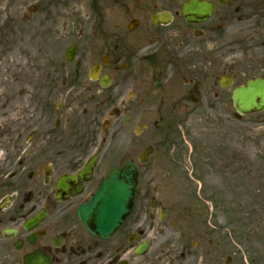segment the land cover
<instances>
[{"label":"flooded vegetation","instance_id":"af4514ba","mask_svg":"<svg viewBox=\"0 0 264 264\" xmlns=\"http://www.w3.org/2000/svg\"><path fill=\"white\" fill-rule=\"evenodd\" d=\"M25 44L27 93L5 55ZM254 80L264 0H0V96L18 98L0 105V264H220L215 195L180 170L205 145L193 130L230 117ZM122 169L130 213L104 234L99 191Z\"/></svg>","mask_w":264,"mask_h":264},{"label":"rangeland","instance_id":"374dc122","mask_svg":"<svg viewBox=\"0 0 264 264\" xmlns=\"http://www.w3.org/2000/svg\"><path fill=\"white\" fill-rule=\"evenodd\" d=\"M18 47L20 49H7L6 67L10 68V74L15 72L16 67H20L23 61L24 93H27L30 89L27 80L34 73V64L32 65L31 61L32 47L27 44ZM19 54L23 55L22 60L19 59ZM11 85L9 88L15 91L16 84ZM5 99H8L9 106L13 105V99L14 103L18 104L17 97L0 96V105L5 103ZM214 119L228 121L231 135L225 132L224 126L216 124ZM207 123L200 127L197 125L198 128L193 130L197 132L194 136H199L200 143L205 142V145L185 156L182 165L185 170H180L182 183H203L206 188L202 197L215 195L214 200L218 204L214 210L215 226L219 230L218 263L224 264L223 260L230 257L229 264H264V204L257 203L259 196V199L264 201V132L259 126L260 118L244 117L237 121L232 112L226 119L221 114L210 118ZM215 124L217 126H212ZM228 135L232 141V179L227 176L228 154L226 147L222 145ZM205 153L206 157L216 156V162L214 159L206 160V164L202 166L207 159L203 158L202 154ZM245 158L248 160L247 168L242 167ZM257 164H263V168L257 169ZM230 184L234 185L232 194L227 188Z\"/></svg>","mask_w":264,"mask_h":264},{"label":"water","instance_id":"95a60500","mask_svg":"<svg viewBox=\"0 0 264 264\" xmlns=\"http://www.w3.org/2000/svg\"><path fill=\"white\" fill-rule=\"evenodd\" d=\"M233 104L239 116L264 110V81L250 82L245 88L235 90ZM135 183L134 176L113 174L101 187L100 193H104V201H108V204L99 210V225L105 227L99 231L111 233L122 223V217L129 213Z\"/></svg>","mask_w":264,"mask_h":264}]
</instances>
